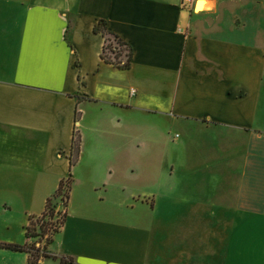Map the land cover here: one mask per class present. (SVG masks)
I'll use <instances>...</instances> for the list:
<instances>
[{
	"label": "crops",
	"instance_id": "obj_1",
	"mask_svg": "<svg viewBox=\"0 0 264 264\" xmlns=\"http://www.w3.org/2000/svg\"><path fill=\"white\" fill-rule=\"evenodd\" d=\"M101 26L131 46L130 68L103 60ZM263 82L264 0H0V242L28 243L29 218L71 173L46 249L57 258L40 264H264ZM134 112L184 137L169 173L137 191L124 183L135 165L100 170L91 137ZM0 264L29 255L0 246Z\"/></svg>",
	"mask_w": 264,
	"mask_h": 264
},
{
	"label": "rangeland",
	"instance_id": "obj_2",
	"mask_svg": "<svg viewBox=\"0 0 264 264\" xmlns=\"http://www.w3.org/2000/svg\"><path fill=\"white\" fill-rule=\"evenodd\" d=\"M199 10V9H197ZM262 113L260 119L264 121V82H263V97H262ZM109 121L104 122L106 130L104 133L98 135L93 134L91 137H95L96 147L95 150L100 152V156L103 157L101 160L102 164H99L101 169L104 170L107 163L110 161H115L118 164L123 165V163L130 161L132 165H135L134 168L131 167V172L124 178V183L127 184V189L129 190H139L143 189L145 185L151 186L154 182L155 176H160V174L169 173L168 168L163 165V161H166L168 158L176 152L175 143L180 139V136H177L179 130H174L173 132L164 130L160 131L153 124H148L145 122L142 115L135 113L132 114L131 119L127 127L119 128V126H111ZM148 125V128H147ZM147 129V130H146ZM181 133V132H180ZM183 135L180 140H182ZM204 137H197V142L201 141ZM141 139V141H140ZM140 141V142H139ZM139 145L135 148V145ZM126 145V152L123 149V146ZM130 147V148H129ZM82 168L88 169L86 163L83 161ZM96 169V168H95ZM98 169V168H97ZM112 182L118 183L115 179ZM85 185L83 182L76 184L75 186V202L81 200L85 196L84 193ZM95 198V193H88ZM113 200L117 199V195L113 192L109 195ZM122 200L129 201L131 203V196L128 198L127 195L121 197ZM60 204V203H59ZM128 207V206H127ZM58 209V208H57ZM125 213L129 216L130 220H134L135 211L129 208L125 210ZM22 216H16V214L9 216L7 219L14 225L13 238L18 239L17 232H23L21 222ZM61 215L56 214L53 218V221L60 218ZM6 219V220H7ZM33 228H37L35 219L33 220ZM46 227H49V224H44ZM57 226V223L53 224L51 229ZM22 239V238H21ZM36 238H29V246L37 245ZM46 243V239H42V245Z\"/></svg>",
	"mask_w": 264,
	"mask_h": 264
},
{
	"label": "trees",
	"instance_id": "obj_3",
	"mask_svg": "<svg viewBox=\"0 0 264 264\" xmlns=\"http://www.w3.org/2000/svg\"><path fill=\"white\" fill-rule=\"evenodd\" d=\"M102 24V23H101ZM104 24V23H103ZM101 32L105 37V44H103L102 57L106 63H110L114 66L119 67V69H128L131 66L132 61V48L131 46L124 42L117 34L106 31L104 26L100 28ZM81 137L75 132V137L72 143V153L70 154L71 164H75L78 158V155L81 152ZM72 186V175L68 174L67 177L61 179L59 186L56 188L55 192L50 195L45 202L44 211L38 215H32L29 218V223L26 226V238H36L37 245L29 246V243L24 245L17 244H6L1 243V248L11 249L17 252H26L29 255L30 264H40V261L49 256L52 258H57L55 256L49 255L46 252L48 244H51L53 241V235L56 234L61 226L64 224L68 212H67V202H69L70 192ZM60 203V204H59ZM58 208V209H57ZM56 214H60L61 217L53 221V218ZM37 224V228H33V220ZM57 223V226L51 229L52 225ZM44 224H49V227H46ZM46 239V243L42 245V239ZM61 264H67L68 260L61 258Z\"/></svg>",
	"mask_w": 264,
	"mask_h": 264
},
{
	"label": "built area",
	"instance_id": "obj_4",
	"mask_svg": "<svg viewBox=\"0 0 264 264\" xmlns=\"http://www.w3.org/2000/svg\"><path fill=\"white\" fill-rule=\"evenodd\" d=\"M132 92H135V90H134V89H132Z\"/></svg>",
	"mask_w": 264,
	"mask_h": 264
}]
</instances>
